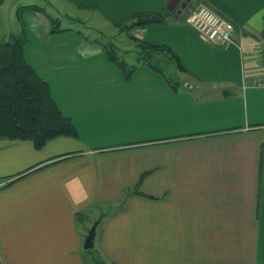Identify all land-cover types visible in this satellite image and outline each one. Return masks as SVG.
I'll use <instances>...</instances> for the list:
<instances>
[{
    "label": "crops",
    "instance_id": "1",
    "mask_svg": "<svg viewBox=\"0 0 264 264\" xmlns=\"http://www.w3.org/2000/svg\"><path fill=\"white\" fill-rule=\"evenodd\" d=\"M169 1L0 0V25L9 8L18 10L25 59L78 132L38 150L30 140L0 138V264H95L83 247L95 208L119 200L144 171L141 190L164 197L131 195L102 218L96 259L264 264V88L250 83L264 0H179V16L168 12L166 23L130 32L179 56L187 72L177 91L146 67L126 80L102 46L68 26L51 34L48 18L56 17L45 8L110 23L167 10ZM201 3L234 24L232 44L211 46L185 22ZM10 33L0 27V42ZM55 157L62 159L17 176ZM79 213L86 216L77 220Z\"/></svg>",
    "mask_w": 264,
    "mask_h": 264
},
{
    "label": "trees",
    "instance_id": "2",
    "mask_svg": "<svg viewBox=\"0 0 264 264\" xmlns=\"http://www.w3.org/2000/svg\"><path fill=\"white\" fill-rule=\"evenodd\" d=\"M26 9H35L44 13V7L38 5L27 6ZM168 15V11L163 8L158 13H135L121 22L109 20L118 30V34L126 36L127 40L133 43V50L128 52H122L112 38L108 42H104L98 39H89L81 32L77 30L76 32L84 39L102 46L106 59L121 71L126 80L132 78L138 67H146L161 75L169 87L173 91H177L184 84L180 79V74L187 72L179 56L167 45L149 44L136 39L130 34L133 29L138 27L162 25L167 22ZM48 20L51 26V34L69 31V28H64L66 26L62 25L60 18L49 17ZM68 22L82 25L72 18ZM26 42L27 35L23 28L18 33H10L5 41L0 42V138L30 140L34 148L38 150L51 139L59 136L76 138L78 132L72 119L64 115L58 107L51 95L48 83L37 75L25 59L24 46ZM119 50L123 55L133 52L135 56L134 64H129L125 58L122 59L118 55ZM62 158L60 157V159ZM60 159L55 157L17 176L21 177L29 171L43 168ZM148 173V171L142 172L135 185L124 190L121 201L114 205L105 216L126 208L131 195H139L150 199L164 197V195H150L141 190V183ZM14 180L8 181L2 187L8 186ZM84 216H86L84 213L77 214V220H82ZM102 218L103 216L97 219L98 223ZM89 252L93 254L91 249H89ZM92 257L95 264H104L103 261L96 259L94 255Z\"/></svg>",
    "mask_w": 264,
    "mask_h": 264
},
{
    "label": "rangeland",
    "instance_id": "3",
    "mask_svg": "<svg viewBox=\"0 0 264 264\" xmlns=\"http://www.w3.org/2000/svg\"><path fill=\"white\" fill-rule=\"evenodd\" d=\"M27 2H33V0H27ZM46 10L51 13L53 16H55L57 18H60L62 20V25L64 26H68L70 28H72L73 30H77L79 32L82 33V35L87 36L89 39H98L104 42H108L110 40V38L113 39V41L115 42L116 46H118V48L122 51V52H128L126 50V45L125 43L127 42V38L124 35L118 34L116 32V29H113L111 25V23H109L107 20H105V18H103L100 15H97L95 13H71V14H55L53 12V10H51L49 7H46ZM71 18H73L74 20L77 19L78 21H82V25L80 24H70L68 22V20ZM81 19V20H80ZM87 19V20H86ZM3 21L4 24L0 25V27L4 28L5 30H7L8 32H15L17 33V29L19 28L20 25V19H19V15H18V10H16L14 16L12 14V9H8L4 15H3ZM114 27V26H113ZM116 34V35H114ZM218 48V47H217ZM118 51V55L123 59L125 58V60L129 63V64H134V53H129L126 55H123L121 53V51ZM124 192V191H123ZM123 196V194H122ZM122 198V197H121ZM121 198L117 201L114 202H110V203H103V205H99L97 206L98 208H95L94 211H97L99 213V215H101L100 217L103 216V219L107 216L106 213L114 206L117 205L120 201ZM129 200V199H128ZM94 214L96 212H93ZM98 215V216H99ZM98 217V218H100ZM102 220L97 224L96 227V235L94 238V244H95V248H97L98 245V238H99V233H100V228L102 226ZM91 251H93L94 256H97L96 251L91 248ZM88 254L89 256H91L89 249H88ZM134 260H132L130 263L131 264H142V257L141 259L137 257H133ZM104 259V258H103ZM104 264H112V263H108L105 259L103 260ZM89 264H91L89 262Z\"/></svg>",
    "mask_w": 264,
    "mask_h": 264
},
{
    "label": "built area",
    "instance_id": "4",
    "mask_svg": "<svg viewBox=\"0 0 264 264\" xmlns=\"http://www.w3.org/2000/svg\"><path fill=\"white\" fill-rule=\"evenodd\" d=\"M185 22L191 25L200 38L211 46L225 48L234 42V24L205 3L198 4L190 11ZM255 60L258 71L250 83L256 88H264V30L257 36Z\"/></svg>",
    "mask_w": 264,
    "mask_h": 264
},
{
    "label": "water",
    "instance_id": "5",
    "mask_svg": "<svg viewBox=\"0 0 264 264\" xmlns=\"http://www.w3.org/2000/svg\"><path fill=\"white\" fill-rule=\"evenodd\" d=\"M178 1L179 0H170L168 5L166 6L167 11L170 13H175L176 17L179 16L182 13V11L186 8V3H182L178 7V9H176L178 5ZM97 224H98V220L94 221L87 231V234L83 240V247L85 249H91L94 247V238L96 235Z\"/></svg>",
    "mask_w": 264,
    "mask_h": 264
}]
</instances>
